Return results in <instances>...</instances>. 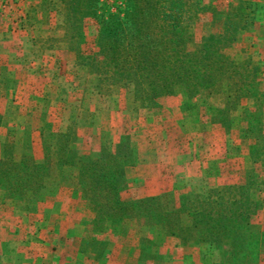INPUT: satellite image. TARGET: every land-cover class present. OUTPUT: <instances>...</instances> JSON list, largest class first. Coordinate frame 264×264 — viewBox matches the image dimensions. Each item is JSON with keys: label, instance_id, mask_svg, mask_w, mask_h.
I'll return each instance as SVG.
<instances>
[{"label": "rangeland", "instance_id": "1", "mask_svg": "<svg viewBox=\"0 0 264 264\" xmlns=\"http://www.w3.org/2000/svg\"><path fill=\"white\" fill-rule=\"evenodd\" d=\"M99 1L100 14L125 5L124 0ZM214 2L220 10L228 3L241 12H247L249 3L257 8L254 25L226 52L237 62L249 59L264 82V0ZM62 6V0H0V159L8 154L13 163L24 158L41 163L48 156L52 161L43 187L14 196L0 187V264H28L34 252L36 264L222 261L215 244L184 245L157 229L145 231L155 242L148 246L141 239L145 220L135 212L123 222L108 221L109 233L101 234L92 222L93 205L81 193L79 168L58 164L57 148L66 137L80 154L94 159L115 152L122 136L131 137L126 199L205 197L211 189L245 183L246 170L254 169L259 209L253 219L264 231V155L253 162L249 148L254 140L243 135L244 111L254 101L231 98L225 86L196 97L177 87L175 94L159 100V106L143 105L135 99L133 82L103 84L90 66L78 62L77 49L65 38ZM222 21V13H203L191 26L189 49L204 35L220 32ZM99 27L95 17L84 21L81 47L87 54L98 51ZM228 102V121L216 122V108ZM183 222L189 224L190 218L183 216ZM85 238H105L109 245L101 257H89L82 249ZM259 264H264V247Z\"/></svg>", "mask_w": 264, "mask_h": 264}, {"label": "trees", "instance_id": "2", "mask_svg": "<svg viewBox=\"0 0 264 264\" xmlns=\"http://www.w3.org/2000/svg\"><path fill=\"white\" fill-rule=\"evenodd\" d=\"M214 1L124 0V9L100 14L99 0H62L65 38L77 49L78 62L90 66L101 83L133 82L135 99L143 105L151 102L159 106V100L175 94L177 87L196 97L202 91L225 86L231 98H251L254 104L245 108L243 135L254 140L249 156L258 162L264 155V82L249 59L237 62L226 52L242 31L254 25L257 8L249 3L244 7L247 12H241L228 3L220 10ZM208 11L222 13V30L204 35L190 50L194 39L191 26ZM89 17H95L100 25L98 51L93 55L81 47L84 21ZM228 104L216 108V122L228 121ZM66 138L57 148L61 155L58 164L79 168L80 190L93 205L92 222L101 234L109 233L108 221L123 222L135 212L145 220L141 239L148 246L155 242L145 231L157 229L184 245L215 244L223 254L217 264H259L264 231L253 219L259 209L254 198V169L246 170L245 183L211 189L205 197L187 194L178 199L163 195L126 199L127 167L133 163L131 137L122 136L115 152H106L98 159L80 154ZM5 156L0 159V187L6 194L14 196L45 185L52 170L49 156L41 163L27 158L13 163L8 154ZM185 215L189 224L183 222ZM108 245L105 238H85L82 249L89 257L99 258Z\"/></svg>", "mask_w": 264, "mask_h": 264}, {"label": "crops", "instance_id": "3", "mask_svg": "<svg viewBox=\"0 0 264 264\" xmlns=\"http://www.w3.org/2000/svg\"><path fill=\"white\" fill-rule=\"evenodd\" d=\"M21 255H22V254H21ZM28 255H30V254L28 253L27 256H28ZM32 255H33V256H32ZM36 255H37L36 252H34L33 254L31 253V256H32L31 258H29L30 256L27 257V258H28V259H27V262L30 261L28 264H32L31 261H33L34 264L37 263V262H35V261H36V260H35L36 258L34 257V256H36ZM32 258H33V259H32ZM21 263H25V262H21Z\"/></svg>", "mask_w": 264, "mask_h": 264}]
</instances>
